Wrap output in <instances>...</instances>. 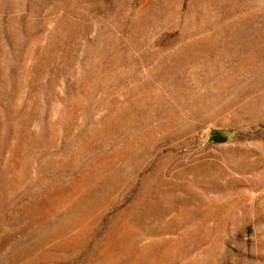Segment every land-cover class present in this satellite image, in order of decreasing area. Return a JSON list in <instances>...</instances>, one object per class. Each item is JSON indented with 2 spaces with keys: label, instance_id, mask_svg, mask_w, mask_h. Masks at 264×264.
Listing matches in <instances>:
<instances>
[{
  "label": "rangeland",
  "instance_id": "obj_1",
  "mask_svg": "<svg viewBox=\"0 0 264 264\" xmlns=\"http://www.w3.org/2000/svg\"><path fill=\"white\" fill-rule=\"evenodd\" d=\"M0 264H264V0H0Z\"/></svg>",
  "mask_w": 264,
  "mask_h": 264
}]
</instances>
